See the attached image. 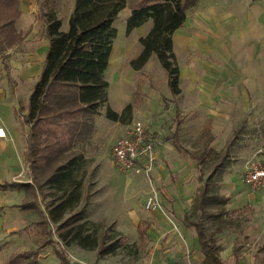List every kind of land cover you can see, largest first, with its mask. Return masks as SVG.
<instances>
[{
  "label": "crops",
  "instance_id": "1",
  "mask_svg": "<svg viewBox=\"0 0 264 264\" xmlns=\"http://www.w3.org/2000/svg\"><path fill=\"white\" fill-rule=\"evenodd\" d=\"M16 1L8 6L0 4V126L5 131V136L0 137V238L4 232L17 235L26 220L31 228L50 224L44 212V206L48 205L46 195L38 190L29 169L26 155L29 126L25 121L28 95L41 74L49 46L44 17L47 11L42 6L47 1ZM131 5L127 1L121 10L126 11L123 20ZM150 26L151 20L137 26L133 35L143 36ZM172 34L179 77L178 95L167 87L174 96L167 102V109L174 107L173 117L170 120L167 115L166 121L162 109L159 115L157 110L155 116L164 119L145 127L156 155L151 176L155 188H160V201L162 198V203L174 212L175 231H169L158 214L142 217L149 189H145L146 177L118 172L109 151L118 184L105 191V202L116 203L117 210L113 207L105 215H112L117 226H128L131 220L133 226L130 225L128 236L136 237L138 244L148 243L157 253L167 247L164 261L169 264H204L199 237L195 228L184 222V216L191 209L196 189L207 179V169L203 170L194 156L203 148H210L225 154L221 170L211 184L219 199L207 211L223 213L219 217L230 222L217 234L219 264H264V186L250 189L240 177L251 154L258 153L259 159L264 157L259 153L264 149V0H195ZM117 36L108 59L106 79L110 68L119 72L125 62L116 58L120 52L115 48ZM138 53L139 50L133 57ZM143 67L134 70L130 65V78ZM122 77L121 73L114 77L113 94L121 102H127L129 96L122 89ZM107 80L109 92L112 82ZM116 108L121 110L122 105ZM137 113L138 110H133L132 121L141 120ZM164 123L168 126L166 132H162ZM97 127L98 118L92 136L79 148L86 159L101 154L98 148L92 149L96 145ZM89 143L93 146L88 147ZM96 203V199L91 201V205ZM12 213L14 218H10ZM4 251L0 244V264H7Z\"/></svg>",
  "mask_w": 264,
  "mask_h": 264
},
{
  "label": "trees",
  "instance_id": "2",
  "mask_svg": "<svg viewBox=\"0 0 264 264\" xmlns=\"http://www.w3.org/2000/svg\"><path fill=\"white\" fill-rule=\"evenodd\" d=\"M127 1L132 5L125 19L126 32L151 20L149 30L138 38L140 51L129 64L138 70L154 54L164 69L171 92L179 93L172 33L183 23L187 8L195 0H136L135 3L134 0H74L67 30H61L60 19L55 13H44L49 46L41 74L28 95L29 108L25 115L29 126L26 155L32 178L37 182L42 177V183L53 192L48 195L51 200L46 207L49 221L57 223L59 228L67 227L60 234L61 240L68 244L74 241L83 248H96L102 254L114 252L122 242L115 240L108 244L104 234L98 239L88 232V222L72 225L84 218L82 209L73 211L83 199L81 191L88 161L79 148L92 136L102 106L106 119L122 123L128 122L133 112L130 103L125 104L120 113L108 106L109 82L105 79L117 36L115 20ZM16 2L0 0V4L8 3L6 6ZM171 135L177 138L175 133ZM194 157L203 170L207 169V179L196 189L184 222L195 228L203 263L219 264L217 234L230 222L219 217L223 213L209 214L207 211L215 207L219 199L211 184L214 175L221 170L225 154L203 148ZM206 160L213 163L208 164ZM42 189L39 184L38 190ZM208 222L213 223L211 230L206 227ZM37 251L13 252L6 262L38 264ZM63 259L60 264H70L62 262Z\"/></svg>",
  "mask_w": 264,
  "mask_h": 264
},
{
  "label": "rangeland",
  "instance_id": "3",
  "mask_svg": "<svg viewBox=\"0 0 264 264\" xmlns=\"http://www.w3.org/2000/svg\"><path fill=\"white\" fill-rule=\"evenodd\" d=\"M40 1H47V3L45 2L42 5L43 8L46 9L47 12L52 11L53 13H55L56 16H58V18L60 19L61 30H67V20L73 9L72 6L74 0ZM125 12L126 11L123 10L116 20L119 31L117 40L115 42V48L120 50V52H117L116 58L119 57L121 62H125L123 66H120L119 72H113L111 68L109 69L107 79H111L112 86L110 87L109 92L107 89V104L118 113H120L124 109L125 104H132L131 107L134 108V111L138 110L137 114L138 116L140 115V118L142 122H144V125L152 127L157 119H164L165 117L167 121V115L169 116L170 120L172 119L174 107H172L171 109H167V102H170V99H172L174 96L171 94V92H169L167 88V77L165 76L164 69L162 68L160 63H158L154 54H152V58L150 59V61H148V64L145 65L143 69L137 74L132 73L131 76L133 78H130V65L128 64V61L131 57L134 56V54L138 52V50L140 51V44L138 41V37H135V35H133L134 29L130 32L125 31L126 18L123 20ZM118 73H121L123 75L121 85L123 91L127 93L126 95L129 96V98L125 100L127 102H121L113 94L114 86L116 83L114 77ZM138 84H141V86H139V89L137 90ZM120 105H122V109L117 110L116 107ZM160 109H162L161 112L165 114L164 117L155 116L157 115V110L158 115L160 114ZM100 111V116H102V118L99 116L96 117L98 118V129L96 130L95 136L96 145L93 146V144L89 143L88 147L93 146L92 149H94V147H96L95 149L98 148V151L101 152V154L97 155V157L91 156V159L90 157L89 159H87L88 161L85 166L86 173L84 184L81 191L82 197L84 198L73 210L74 212H77L79 209H82L84 218L77 222H74L72 225L88 222L86 228L88 232L93 236L96 235L99 239L100 235L104 234L106 237V242L108 244L113 243L115 240H120L122 244L119 245L114 252L102 254L101 252L99 253V250L96 248H83L81 245L75 243L74 241L68 244L65 241L61 240L60 234L63 233L67 229V227L59 228L57 223H53L51 221L49 226L46 224V226L44 225L42 227L41 225L40 228L36 225L34 228H31L29 226V221L26 220V223L22 224L24 227L23 230L17 233V235H14V233L11 234L4 232L0 238V244L5 249L3 256L7 257V259L13 252L24 251L27 249H36L38 250L37 252L39 256L38 264H60L61 258H64L62 262H69L70 264L73 261H78L82 264H169L164 261L165 257L167 256V253H165L164 251H169L167 247L161 248L160 252L157 253L155 250H153L152 245L149 246L148 243H144V246L138 244V240L136 237L134 238L133 236H128L130 233V225L131 228L133 226L131 220L128 221V226H117V224L115 223L116 219H113L112 215H105L106 211H108L109 213L113 207H115V209L117 210L116 203H113V205H111L109 200L105 202V191H111V189H113V185L115 186L118 184V182L116 181L117 179L114 177L115 169L113 166H111V163L109 161L108 151L110 150L112 144L116 141V139H118V135L122 130H124V127L131 123L133 112L131 114L130 120L128 122L122 123L111 119H105V107L102 106L100 108ZM166 131H168V126L166 123H164L162 125V132ZM259 153L264 154V149ZM257 154L258 153L251 154L249 158L245 160L244 167L250 161L261 160L259 159L260 157H256ZM255 157L257 159H255ZM150 178L151 182H149L147 178H144V180H146L145 189L150 187V183L156 186L154 178L152 176H150ZM36 183L37 185L42 184V195H46V197L44 196L46 198L45 202L49 203L51 198L48 195H52L49 194L52 192V190L48 188L47 184L42 183V177H39ZM161 184L164 185V182L162 181ZM162 187L165 188V186ZM158 192H161L160 188L158 189ZM113 194L114 193H112V195ZM95 199L97 200V203L95 205H91V201L94 200L95 202ZM17 200H20L19 196ZM17 200L14 199L13 202H17ZM144 210L145 212L142 217L146 216L147 218H151L158 214L164 219L165 223L168 224V230L171 232L175 231V226L177 225V223L174 220V212L167 208L166 204L162 203V198L160 207L159 209H157V211L148 212L149 210ZM44 212H46L48 220V212L46 211L45 206ZM14 214L15 213H12L10 218H14L15 216L12 217ZM28 219L30 220L31 218L28 217ZM206 227L208 230H211L212 223H206ZM48 238L50 240H47Z\"/></svg>",
  "mask_w": 264,
  "mask_h": 264
},
{
  "label": "built area",
  "instance_id": "4",
  "mask_svg": "<svg viewBox=\"0 0 264 264\" xmlns=\"http://www.w3.org/2000/svg\"><path fill=\"white\" fill-rule=\"evenodd\" d=\"M5 136L4 128L0 126V137ZM154 142L141 120L132 121L125 133L112 144L109 152L111 162L116 170L123 174L143 175L151 182V172L156 161ZM242 182L250 189L258 190L264 186V157L261 160L250 161L241 174ZM143 207L149 211H157L160 207L158 189L150 183Z\"/></svg>",
  "mask_w": 264,
  "mask_h": 264
},
{
  "label": "water",
  "instance_id": "5",
  "mask_svg": "<svg viewBox=\"0 0 264 264\" xmlns=\"http://www.w3.org/2000/svg\"><path fill=\"white\" fill-rule=\"evenodd\" d=\"M71 264H82V263H80L78 261H73V262H71Z\"/></svg>",
  "mask_w": 264,
  "mask_h": 264
}]
</instances>
